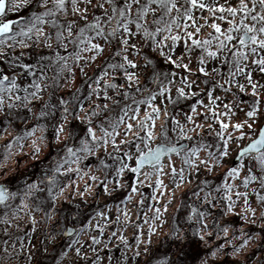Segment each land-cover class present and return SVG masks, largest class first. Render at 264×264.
<instances>
[{
  "label": "snow or ice",
  "instance_id": "1",
  "mask_svg": "<svg viewBox=\"0 0 264 264\" xmlns=\"http://www.w3.org/2000/svg\"><path fill=\"white\" fill-rule=\"evenodd\" d=\"M26 7L31 13L26 19L9 18V13H17ZM94 9L101 11H92L90 18V10ZM197 10L202 13L206 10L214 18L210 23L214 33H208L203 39L200 38V33L202 28L209 26V18L201 16L204 23H198L195 16ZM216 20L225 22L227 27L222 28L221 23ZM178 42H183L184 51L176 55ZM18 48L19 52L16 51ZM145 48L163 57L165 63L183 68L189 73L193 71L190 68L192 54L199 49V66L196 71L204 76L209 75L208 62L215 61L222 53L227 52L232 58L229 78L234 79L238 74L244 73L252 95L259 96L257 84L252 80V73L246 72L248 65L244 62L257 65L259 71L264 73V0H223L222 3L220 0H0V64L7 65L6 69L0 70V137H9L0 145V177L6 178L18 170L26 147L29 149L26 155L33 160L40 157L44 147L59 148L54 166L38 182L26 183L23 191H11L6 182H0V206L4 209L0 224L7 225L2 231L9 237L0 241V264H18L20 254L24 251L22 237L17 236L12 240L9 227L15 224L20 212L29 209V198L37 192L46 191V199L55 207L65 188L72 183L69 179L68 184H63L61 177H68L71 173L79 176L82 171L81 160L96 155L101 150L118 162L115 167L118 179L115 180L112 191L117 187L127 186L131 192L136 193L139 191L137 184L143 185L155 176L154 185H149L154 187L153 200H158L168 190L160 178L166 175V167L175 189L191 183L193 173L199 175L202 168L205 173L224 170L223 184L216 188L218 196L212 197L209 191L203 197L208 209L201 211L195 206L191 207L188 221L195 220L199 227L189 223L187 228L182 229L173 220L168 236L177 244V257L184 252L186 246L197 249L203 246V253L198 252L192 264H249L257 242L260 247H264V128L257 129L258 135L255 138H252L251 133L241 131L245 127H254V123L250 121L260 115L261 101L255 100L251 110L246 113L249 120L232 125L220 120L215 111L209 108L213 118L219 120L216 136L220 143L215 145V152L207 151V155L202 157L201 153L212 145L199 143L197 146L184 148L172 141L169 135V119L172 124L171 131L188 140L192 139L189 132H195L196 128H203L205 125L197 124L186 131L179 120L170 116L168 104L175 103L172 97L174 80L170 77H174L175 73L157 72L153 60L144 54ZM40 49H47V54L38 51ZM106 50L109 53L104 60L106 67L100 69L99 75L89 77L87 69L92 68ZM133 53L135 58H132ZM25 56L34 57L35 62H22L21 57ZM141 56L143 63L139 61ZM115 57L120 59L108 62ZM223 62H228L227 56ZM53 66L56 71L49 76L47 69ZM149 67L152 71L144 76V71ZM108 69L112 70L111 73ZM77 71L86 78L89 89L87 95L82 97L81 89L76 88L68 99L57 97L58 103H52L51 97L56 91L74 84ZM210 71L215 73L217 69L211 68ZM119 73H123V84L117 83L114 78L108 79L109 76L115 77ZM142 78L145 81L143 85ZM21 80L24 82L21 83ZM153 83L156 85L155 89L148 86ZM181 83L183 86L175 89L177 98L189 95V90L198 87L195 80L187 77L182 78ZM236 83L241 92L246 90L244 84L238 81ZM46 90H51L48 92V100L44 99ZM109 90L130 103H124L117 116H105L101 121L102 113L110 110L107 101H112L115 105L121 103L109 95ZM133 90L139 95H134ZM190 94L197 95L195 91ZM93 96L96 100L92 99ZM207 96L209 100L219 99L212 92H207ZM86 100L91 101L87 108ZM191 110L193 113L197 112L195 104ZM161 117L164 120L157 131V121ZM186 119L193 121L191 115ZM30 121L34 122L29 126ZM17 122L24 126L17 128ZM49 127L52 129L51 143L45 135ZM207 127L211 129L212 125L208 124ZM230 127L238 133L236 137L226 131ZM38 132L40 135H37ZM246 136L248 142L243 143ZM158 137L160 139L157 143ZM133 141L134 152L123 150L122 157L108 152L109 146L114 152H121L122 145H131ZM232 145L237 147L233 149ZM61 152L63 155H60ZM233 152L235 160H232ZM174 156L182 158L183 165L187 166V176L184 166L177 168ZM100 166L108 167L103 159L100 160ZM126 172L135 174V183L125 185ZM141 176L143 179H140ZM91 179L96 181L98 177L93 175ZM237 179L241 180L239 185L229 182ZM202 183L208 182L205 180ZM40 184L45 187L41 188ZM101 185L104 194L110 195L106 178L101 180ZM250 186H253L251 193L247 191ZM241 187L244 191L239 190ZM161 189L164 191H160ZM193 194L199 196V191ZM251 196L255 197L259 209L252 206ZM174 198L175 191L162 207L155 208L147 233L141 231L135 238L132 259L151 253L152 237L168 223L163 217ZM16 199L20 203L13 207L12 201ZM127 199L130 200L131 196ZM237 200L242 201V212L237 211ZM140 203H144L143 199ZM212 209H216L221 219L242 215L246 224L259 223V235H250L241 226L238 231L244 238L240 244H233L230 250V241L214 244L213 236L217 239L221 234L228 237L229 227L220 225L216 220V212ZM36 210H40L39 205H36ZM123 215L128 217L127 210ZM209 217L215 221L212 230L208 223ZM144 222L148 223L147 217ZM32 223L35 224L34 218ZM15 226L19 228L18 224ZM84 227L91 225L81 226L79 230L75 226L67 228V235L72 236L75 233L79 236L84 232ZM112 235L115 236L116 233ZM119 239L126 248L130 247L123 235ZM9 240L12 242L9 243ZM91 240L93 244L100 243L96 236H92ZM17 241H20L19 251ZM142 243L147 246L141 250ZM79 244V239H76L68 247ZM74 251L76 256L83 255L87 260L88 254L83 250V245L75 247ZM65 256L67 253L62 252L61 259ZM33 259L34 255L29 250L27 260ZM128 259L127 256L124 257L125 261ZM100 260L101 257L97 255L92 264H99ZM56 264H61V261L57 260ZM116 264L121 262L117 260ZM156 264L183 262L165 257L157 260ZM257 264H264V260Z\"/></svg>",
  "mask_w": 264,
  "mask_h": 264
},
{
  "label": "rangeland",
  "instance_id": "2",
  "mask_svg": "<svg viewBox=\"0 0 264 264\" xmlns=\"http://www.w3.org/2000/svg\"><path fill=\"white\" fill-rule=\"evenodd\" d=\"M222 3L223 0H220ZM95 11L99 13L100 9H94L90 10V18H91V12ZM29 8H24L21 11L17 13H9V18H12L14 20L16 19H26L30 15ZM195 16L197 19V22L200 24H203L204 21L201 19V16H205L209 18V26H206L202 28V31L200 33V38H206L208 33H214V30L210 27V23L214 19L213 17L209 16L208 12L205 10L203 13L200 11L195 12ZM217 23H221L222 28H226L227 24L223 21L216 20ZM17 52L20 51V49H16ZM38 51H43L45 54H47V49H40ZM62 51V50H61ZM144 54L147 55L150 59L153 60L156 71L157 72H165V73H175L174 77H170L174 80V84L172 86V97L175 103L168 104V110L170 113V116H174L177 120L180 121L181 124L185 126V130L187 131L189 128H194L197 124L205 125L203 128H196L195 132H189V136L192 137L191 140L184 139L181 137H178L176 132L171 131V120L169 119L168 127H169V135L174 143H183L188 142L189 147L197 146L199 143H205L208 145H212V147L208 148L206 151H203L201 153V156H206L207 151H213L215 152L217 149L215 147L216 144L220 143L219 137L216 136V132L219 130V120L214 119L212 112L208 111L209 108L215 111L216 115L220 118V120H223L225 123H229L230 125L241 122L243 123L246 120H249V118L246 116V113L251 110L253 103L255 100L259 99L261 101L260 104V115L258 118H256L254 121H250L254 123V127L252 129H248L245 127L241 131H244L246 133H251L252 138H255L258 135L257 129L262 128L264 125V73L259 71V68L255 64H251L249 61H245L244 63L248 65V68L246 69V72L252 73V80L254 83L257 84V91L259 93V96H253L251 92L250 85L247 84L245 79V74H238L234 79H230L228 72L229 67H231V56L225 52L222 53L220 58L216 59L215 61H209L207 64V67L209 69V75L204 76V74L199 73L196 71L198 64V55H199V49H197L192 54V62L190 64V68L193 69L191 73H189L187 70L176 67L175 65H172L170 63H165L164 58L160 57L156 52H153L152 50L145 48ZM184 51V45L183 42H178L176 45V55H179L180 52ZM109 53L106 50L104 56H101L96 63L92 66V68L87 69L89 77H92L94 74L99 75L100 69L103 67H106L104 60L105 57L108 56ZM227 56L228 62L225 63L224 57ZM132 58H135V53L132 54ZM119 57H115L112 60H109L108 62H116L119 60ZM22 62H30L34 63L35 58L30 56L21 57ZM139 61L143 63V56L139 58ZM187 62V61H185ZM7 68V65L0 64V70H4ZM211 68H216L217 72L213 73L210 71ZM16 71L22 72L23 69H16ZM56 71L55 66L47 69V74L49 76H52ZM108 71L111 73V69H108ZM152 71V68L149 67L144 71V76H147L148 73ZM234 71V69H233ZM66 75V74H65ZM187 77L190 80H195L198 87H195L191 90H189V95L185 97L177 98V94L175 89L177 87H182L181 80L182 78ZM198 77V78H197ZM115 79L117 83L123 84L125 81L123 79V73H119L115 75V77L109 76L108 79ZM31 79V78H29ZM86 78L79 74L77 71V76L75 79V82L70 87H62L58 91H56L55 95L51 97V102L56 104L58 103L57 97H63L65 99H68L73 92H75L76 88L81 89V96H86L88 92V83L85 82ZM207 81V83H205ZM225 81H229L228 83H225ZM239 82L240 84L245 85V91L241 92L239 87L237 86L236 82ZM21 83L24 81L21 80ZM90 83V81H89ZM145 83L144 79L142 78L141 84L143 85ZM220 85H223V87H220ZM148 86H152L151 88L155 89L156 85L149 84ZM101 87H103V82L101 84ZM51 90H46L44 94V99L48 100L49 95L48 92ZM123 91V90H121ZM191 91H195L197 95L192 96L190 94ZM207 92H212L214 97H219L218 100H209L207 96ZM134 95H139L138 93H135L133 90ZM109 95L113 97L115 100L121 101L119 105H115L112 103V101H107V103L110 106V110L108 112L102 113L100 119L101 121L104 119L105 116H111L115 117L119 114L120 107L123 106L124 103H130V101H125L123 97L116 96L114 92L109 90ZM93 100H96V97H92ZM100 100H103V95L101 93ZM197 101H202L203 103H197ZM100 102V101H97ZM159 102V101H157ZM75 103V102H74ZM195 104L197 108V112H192V105ZM91 105V101H85V107H89ZM228 106L227 108L225 106ZM207 113V118L205 119V114ZM191 115L193 117V121L189 122L187 121L186 117ZM164 120V117H161L160 120L157 121V131H159V125ZM34 121L29 122V126ZM208 124H211L212 127L209 129L207 127ZM24 125L17 122L16 127L22 128ZM81 128H83V125H81ZM49 133H52L51 127H49ZM227 132L231 133L233 137H236L238 133L233 129L229 128L226 130ZM48 133V132H47ZM47 134L48 142L51 143V137L52 134ZM82 134V133H81ZM99 134V133H98ZM37 135H40L38 132ZM123 138V137H120ZM131 140V137H129ZM159 137L157 139V143L159 142ZM67 142V141H66ZM248 142V137H245V140L243 143ZM135 141L132 142L131 145H122L121 152H114L112 147L109 146L108 152H111L113 156H123V150H131L135 151L134 148ZM28 145H30L28 143ZM237 145H232V148L235 149ZM29 149H25V153L28 152ZM59 151V148H48L44 147L42 149V153L38 159L33 160L31 157L28 161H26L25 164H21V167L19 170L22 172L21 176L19 178L20 183V191H23L25 189L26 183H33L38 182V180L41 179V171L39 172V175H35L36 173L32 172L34 169V163L39 162L46 158V156L50 153H56ZM60 155H63L61 152ZM48 159V158H47ZM57 159V157H56ZM103 159L105 163L108 165L107 168H103L100 166V160ZM175 164L177 168L184 166L186 169V176H187V166L183 165L182 158L180 156H174L173 157ZM232 160H235V152H233ZM118 162L109 158L108 154L104 152L103 150L96 153V155L88 156L85 159L81 160L80 167L82 171L80 172L79 176L76 173H71L69 176H71V181L73 182L72 186L74 189V185H76L77 188H82L83 192H80L81 197L77 199V205L80 207H83V211L86 215V221L83 226L91 225V227H84V232L81 234L80 237V244L74 245L72 248H69L67 242L62 240L61 237H57L55 239H52L51 241H48L45 246L43 243V237L48 234V229L39 227V221L35 220L34 226L37 230V233L35 234V241H33L30 246L24 247V251L20 254V259L18 264H47L48 259H50L52 262L50 264H56L57 260L61 261V264H92V261L95 260L96 256L99 255L101 257V260L99 264H116L117 260L121 262V264H156V261L162 258H169L173 260H180L183 262V264H187L182 259V253H188L189 247L184 248V252L179 254V257L176 256L177 252V244L174 242L169 236V228L173 222V220L176 221V223L179 224V226L183 228H187L189 223H191L195 227H199L200 225L196 224L195 220L189 222L188 216L191 214V207L195 206L199 208L201 211H205L208 209V205H205L203 202V197L205 193L211 191L212 197H217L218 193L216 191L217 186H222L223 180H224V170L223 169H217L213 172L205 173V171L201 170L199 175L193 173L191 178V183L186 184L185 186H182L180 189H175V186L172 182L171 174L168 171L167 167L165 168L166 175L161 176L160 178L164 181V184L167 186V191L163 196H159L158 200L152 199V192L154 191V187H150L149 185H154L155 176H153L149 181H145L143 185L137 184V188H139V191L136 193L131 192V189L127 186L125 187H117L115 191H112V187L115 183V180L118 179L115 175V167L117 166ZM53 166V165H52ZM74 167V166H73ZM31 173V174H30ZM87 173V174H85ZM95 175L98 177L96 181H93L91 177ZM243 175V174H242ZM106 178L107 183L109 184V190L111 192L110 195L104 194L103 187L101 185V180H104ZM136 176L135 174L131 172H126L124 176V183L125 185H130L135 183ZM140 179H143V176L140 177ZM65 177H61V181L63 184ZM207 181V184L202 183V181ZM230 183H235L239 185L241 183L240 179H237L236 181L229 180ZM40 186V185H39ZM256 186V185H253ZM250 186L247 191L251 193L252 187ZM87 188V190H86ZM69 189V186H68ZM68 189L65 188V192L68 191ZM236 189H234L235 191ZM240 191H244V189L241 187L239 189ZM160 191H164L161 189ZM175 191V198L172 200L171 204L168 207L167 213L164 215V219L168 222L165 224L162 228L158 230L157 233H155L152 237L153 243L151 245L152 251L148 256L141 255L140 257H136L135 259H132L133 257V249L135 248V238L137 235H140L141 231L143 233H147L148 231V225L152 223L151 217L154 214L156 207H162L163 204H165L169 197L172 196V192ZM199 191V196L194 195L193 193ZM222 191V187H221ZM65 192L63 193L64 195ZM47 195V192H37L35 196L30 197L28 200L29 206H32L30 202L36 205H40L42 207H45L46 201H44L45 196ZM128 196H131V199H127ZM212 197H209L211 199ZM143 199L144 203L141 204L140 201ZM252 201V206L259 209L258 203L255 201V197H250ZM16 203L15 201H12L13 204ZM52 203H50L51 206ZM63 200L59 198V206H62ZM237 211L242 212V201L237 200ZM98 209V211L94 214L87 215L91 210ZM100 209V210H99ZM127 210L128 217L125 218L123 213ZM213 212H216V209H212ZM99 213V214H98ZM54 214V212H53ZM103 214V215H101ZM260 211L258 210L257 216H259ZM53 216V215H51ZM249 216L251 214L249 213ZM119 217V219H117ZM148 218V223L146 224L145 218ZM106 218L109 220L108 225L101 226L99 224L100 219ZM137 218V221H136ZM35 219V218H34ZM216 220L219 221L221 226H228L229 227V236L223 237L221 234L220 238L217 239L215 236H213L212 240L214 244H223L228 243L229 250L231 249V246L233 244H240L243 240V236L240 235L239 229L241 226L244 227L245 232L250 235H259L260 230V224L257 223L255 225L246 224L241 216H231V217H225L224 219H221L219 216V213L216 212ZM230 221V222H229ZM158 223V222H157ZM208 223L210 226V230H212L215 226V221L212 220L211 217L208 218ZM184 224V225H182ZM139 225V227H137ZM7 226V225H6ZM24 227V225L22 226ZM4 228L3 224H0V235H3L2 229ZM11 228V227H9ZM102 230V231H101ZM12 233V231L10 232ZM112 233H116L115 236L112 235ZM53 232L50 234L52 235ZM233 234H235V238H233ZM123 235L129 242L130 247H125L124 244L121 242L119 237ZM41 236V237H40ZM96 236V238L100 241L99 244H93L91 237ZM48 237V236H47ZM144 237L142 236L141 239ZM6 240V239H1ZM14 240V239H12ZM12 240L9 241V243L12 242ZM80 245H83V250L87 252V260L84 259L83 255L76 256V253L74 251L75 247H79ZM91 246V247H90ZM147 245L142 243L140 245L141 250L146 247ZM2 247V245H0ZM47 249V251H45ZM192 249V248H191ZM194 251H196V255L199 252L200 254L203 253L204 248L201 246L199 249L194 247ZM31 250V252L34 255V259L30 262H27L25 259L27 258L28 251ZM17 251H19V245H17ZM192 251V253H194ZM25 252V253H24ZM66 252L67 256L63 257L61 259V253ZM254 254L250 256L249 264H257L258 261L264 259V247L259 246V242H257V245L253 248ZM190 255V252H189ZM127 256L129 259L127 261L124 260V257ZM111 257L112 259L109 260L108 258Z\"/></svg>",
  "mask_w": 264,
  "mask_h": 264
},
{
  "label": "flooded vegetation",
  "instance_id": "3",
  "mask_svg": "<svg viewBox=\"0 0 264 264\" xmlns=\"http://www.w3.org/2000/svg\"><path fill=\"white\" fill-rule=\"evenodd\" d=\"M49 130L50 129H48V131H47L48 133L50 132ZM47 132L45 133V135L48 134ZM8 138L9 137H0V145H2L6 141V139H8ZM28 143L30 144V141ZM186 143H184V142L179 143L178 142L177 144L182 145L184 148H187V147H189V143L188 142H186ZM25 149H28V147H26ZM57 153L58 152H56V153L52 152L51 154L49 153L45 159L34 163L35 166H34V169L32 170L31 173L35 172L36 173L35 175H39V172L41 171V173H42L41 179H42L45 172L54 166L55 161H56V157H57ZM29 159H30V156L26 155V153H25V155L21 156L19 168L21 167V164H25L26 161H28ZM19 168H18V170L12 172L6 178L0 177V182H6L11 191H20V183H16L17 181L19 182V178H20L21 173H22L19 170ZM69 179H71V176L65 177V180H64L65 184H68ZM72 183L69 185V189H68V187H66V189H68V191H66V192L64 191L66 195L63 194L61 197H59L61 200H63L62 206H59V199H58V202L55 204V207H52V206H50V203H52V202L50 200H47L46 198H44V201H46L45 207H42L39 205L40 210L37 211L35 204L30 202V204L32 206H29L28 210L20 212L19 218L15 221V224H18L19 228H17L15 226V224L13 226H11V228H9V232L12 231V233H11L12 239L15 240L17 236L22 237L24 246L25 247L30 246V245H27V243L31 244L36 239L35 234L37 233V230L34 226H32V224H33L32 220H33V218H35V220L39 221V224H38L39 227H43L44 229L47 228L49 231L48 234H46L43 237V243L45 244V246H47L46 243L48 241H51L53 239V237H55V238L61 237L62 240L67 242V244L68 243L72 244L73 240H76V239H79V241H80L81 235L77 236L75 233H73L72 236H69V235H67V232H66V229L70 228L72 226H75V228L77 230H79L80 227L83 226L85 221H86V215L83 211V207H80L79 205L76 204L77 199L80 198L81 187L77 188L76 185H74V189H73ZM40 187L44 188L45 185L40 184ZM19 203H20L19 199H16V203L13 204V207L18 206ZM97 211H98V209L91 210L87 215L94 214ZM3 212H4V209L2 206H0V217L3 216ZM53 212H54V214H53ZM51 215H53V216H51ZM136 221H137V218H136ZM108 222H109L108 219L102 218V219H100L99 224L101 226H106V225H108ZM23 225H24V227H22ZM4 227H7V226L4 225ZM52 232H53V234L50 235ZM0 238L1 239H3V238L9 239V237L5 236V235L4 236L0 235ZM19 244H20V241H17V245H19ZM25 260L27 262H30L27 260V258ZM51 262L52 261L50 259H48L47 264H50Z\"/></svg>",
  "mask_w": 264,
  "mask_h": 264
},
{
  "label": "trees",
  "instance_id": "4",
  "mask_svg": "<svg viewBox=\"0 0 264 264\" xmlns=\"http://www.w3.org/2000/svg\"><path fill=\"white\" fill-rule=\"evenodd\" d=\"M149 87H152V86H149ZM182 225H184V224H182ZM191 248L187 250L188 251L187 255H185L184 253H182V259L184 258V260H185V262L187 264H192V262L195 260V258L197 256L196 255V251H194L195 250L194 247H191ZM192 251H194V253H192ZM189 252H190V255H189Z\"/></svg>",
  "mask_w": 264,
  "mask_h": 264
},
{
  "label": "water",
  "instance_id": "5",
  "mask_svg": "<svg viewBox=\"0 0 264 264\" xmlns=\"http://www.w3.org/2000/svg\"><path fill=\"white\" fill-rule=\"evenodd\" d=\"M262 128H264V125L262 126Z\"/></svg>",
  "mask_w": 264,
  "mask_h": 264
}]
</instances>
